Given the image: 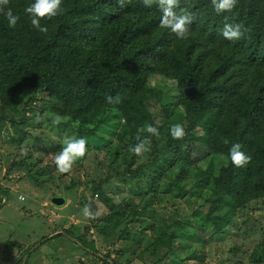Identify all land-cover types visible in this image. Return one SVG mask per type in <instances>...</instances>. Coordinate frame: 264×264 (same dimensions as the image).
Returning <instances> with one entry per match:
<instances>
[{"label":"trees","instance_id":"trees-1","mask_svg":"<svg viewBox=\"0 0 264 264\" xmlns=\"http://www.w3.org/2000/svg\"><path fill=\"white\" fill-rule=\"evenodd\" d=\"M29 2L9 0L7 6L20 15L15 28L7 26L0 12V136L4 133L9 143L23 148L33 138L28 123L49 112L66 119L61 124L76 131V137L108 140V146L118 148L115 154L127 159L143 155L130 151L137 136L146 140L149 151L143 165L152 157L160 169L152 166V175L143 165L136 173L130 166L118 171L123 185L126 178L125 183L136 188L132 179L145 177L151 188L143 191L131 211L127 200L133 202V195L111 204L110 213L117 214L119 220L113 239L118 242L131 237L129 246L118 247L116 253L138 248L146 253L150 249L153 257L158 253L154 249H159L163 252L151 264L203 263L205 250L223 239L246 211L253 213L264 206V0H237L231 11L220 14L213 11L211 0H179L177 11L193 17L189 35L183 40L161 27L157 0L151 5L130 0L124 7L117 0H63L60 14L41 18L48 27L46 33L31 26L24 12ZM225 23H240L247 29L245 36L226 40L221 35ZM154 76L164 83L151 84ZM108 96H119V103H109ZM160 112L166 118L161 120L162 128L165 123L168 129L174 123L183 125L182 138L161 132L160 140L152 141L143 129L151 124L160 133ZM109 123L117 126L114 141L97 132ZM43 135V140H49ZM197 139L206 154L185 156L186 149H193L188 143ZM236 141L251 156L240 168L233 166L227 155ZM92 150L102 153L96 147ZM29 154L27 150L19 160H13L6 173L20 163L40 169L50 166L41 165L39 159L33 162ZM49 154L51 165H55L58 153ZM212 154L224 162L218 167L207 162L206 157ZM107 166L111 169L112 163ZM111 178L113 175L107 174L94 191L104 194L103 185H110ZM163 182L162 193L152 188ZM3 189L7 190L0 186V192ZM198 193L201 202L181 218H175L164 205L168 201L174 206L183 197L190 202ZM89 205L95 213V205ZM262 213L260 220L253 218L252 226L247 227L252 233L263 231L264 210ZM204 219L212 225L210 233L197 231ZM230 250L236 254L239 248L234 244ZM248 260V264H264V241L251 247Z\"/></svg>","mask_w":264,"mask_h":264},{"label":"rangeland","instance_id":"rangeland-1","mask_svg":"<svg viewBox=\"0 0 264 264\" xmlns=\"http://www.w3.org/2000/svg\"><path fill=\"white\" fill-rule=\"evenodd\" d=\"M150 83H164V80L159 76H154L150 79ZM169 83H171L170 80L167 81L168 86L170 85ZM43 114L45 116L36 117L28 123L27 128L33 134V138L24 144L23 148H16L9 143L7 141L8 137L4 133L0 136V186L7 188V190L3 189L0 192L2 193L0 194V250L4 252V256H0V264H7V259H9V264L15 261L16 254H11L9 258L5 259L7 253L16 251L19 257V252L23 256L28 249H36L34 254L38 252L41 254L33 261L34 264H107V262L100 263L98 257L100 254L106 256L109 254L111 256L116 255L115 259L120 264H151V260L159 256L163 252L162 250L154 249L158 253L153 257L150 249L144 253L140 248L135 252L127 250L124 254L117 256L115 248L117 249L121 246V243L124 247H128L131 237H122V240L115 244L117 240L113 239V232L114 226L119 220L117 214L110 213L113 209L111 204L115 206L121 203L122 197L127 195H133L134 197V203L131 199L127 200L128 211H131L132 207L139 204L143 191L146 192L151 188V186L147 185L148 182H146L147 178L145 177L132 179L138 184L136 188L126 184V178L124 179L125 185H123V176L119 175L118 172L126 166H130L132 171L136 173V170L142 169L148 154L143 153L137 159H127L122 155H116L115 152L118 151V148L108 146L110 144L108 140L101 141L96 137L86 135L87 144L84 156L77 158L67 172H60L55 165H51L52 154L47 155V153H59L65 141L68 138L76 137L77 132L71 131L67 125L61 124L66 119L59 117L60 122L54 124L53 121L47 120L46 116L54 120L56 118L55 115L49 112H43ZM162 119L166 120L164 114L160 112L157 118V127H161L160 134L159 136H153L150 133L152 141H159L161 132H169L168 123H165L162 128ZM39 123L40 126L37 127L36 125ZM115 128H117L115 123H109L98 129L97 132H101L106 138L112 137L111 139L114 141L113 131ZM45 133L47 138H49L47 141L43 140L45 138L43 134ZM188 144L193 149H186L183 152L185 156H190L191 158L194 156L195 158L206 154L205 146L198 139ZM95 147L101 149L102 153L92 150ZM27 150L33 162H35V159H39L42 161L41 165L49 164L50 166L40 169L31 163L27 167L20 163V166L16 165L7 174L6 172L10 168L12 161L19 160ZM127 156L129 157L130 154ZM99 160H102L100 165L97 163ZM205 160L207 162L212 161L215 167L224 162L222 157L217 154L207 156ZM109 163H112L111 169L107 166ZM152 166L158 170L160 169V166L156 165L151 157L143 165V170L152 175ZM107 174H112L114 178L110 179V185L107 183L103 185L102 192L104 194L97 193L94 188L98 185L97 183L102 182L101 179L105 178ZM71 182H74V184L67 189L66 186H69ZM164 186L165 182L154 185L152 188L156 192L162 193L165 190ZM189 187L188 185L186 188ZM19 195H22L23 199L19 198ZM62 196L65 200L63 199L61 205H57L53 199L55 197L61 198ZM105 196L110 197V200H107ZM200 196L201 193H198L192 195L190 202H187L183 197L177 199L174 206L168 201L164 202V205L169 212L174 213L175 218H181L183 215L190 214L197 207L198 203L201 202ZM90 202L95 205V213L97 215L92 218L84 217L82 209L86 204L89 205ZM155 205L157 209L160 208L159 204L156 203ZM251 208L253 209L254 207ZM255 209L253 213L246 211L237 225L229 227L228 232L224 234L227 237L224 236L223 239L214 241V244L205 250L207 257L203 263H198L197 261H191L190 263L248 264V255L251 247L264 241V219H261L260 224L263 226V231L258 230L252 233V229L247 228L252 226L253 218L256 217L260 220L263 216L264 206ZM251 215H253L252 218H249ZM48 216L53 218L52 223L48 222ZM240 226L239 231L238 228ZM64 228L67 229L68 234L78 229V232L84 235H81L82 239L77 240V242L71 235L48 236L50 238L47 241L41 240L40 244H37L42 237L53 234L54 230L61 231ZM186 229L192 231V228L188 226H186ZM212 230L210 222L205 219L199 221L198 233L206 231L210 233ZM138 234L141 235V233ZM86 236L87 239L84 241ZM9 240L10 243L14 242L15 246L10 244ZM89 240L94 243L96 254L84 252H93L87 248L90 244ZM234 244H237V248H239L236 254L230 250ZM61 245L65 247L59 248ZM57 258L58 260H56ZM29 263L31 261L27 262V264Z\"/></svg>","mask_w":264,"mask_h":264},{"label":"clouds","instance_id":"clouds-1","mask_svg":"<svg viewBox=\"0 0 264 264\" xmlns=\"http://www.w3.org/2000/svg\"><path fill=\"white\" fill-rule=\"evenodd\" d=\"M117 2L120 7H124L130 2V0H117ZM152 2L153 0H144L145 5H151ZM211 2L213 11L220 14L231 11L236 5L237 0H211ZM8 4L9 0H0V12L3 13L4 18L7 21V26L9 28H15L17 22L20 20V15L18 13H14L13 9L7 6ZM62 4L63 0H30L24 9V12L27 14L30 24L34 29L41 33H46L48 31V27L47 25L41 23V18H51L60 14L63 11ZM157 4L161 13L159 21L161 27L174 33L177 39H186L189 35L188 26L193 18L191 13L177 11L179 0H157ZM246 32L247 29L240 23H225L223 25L221 35L228 41H235L244 37ZM106 100L109 103H119V96H108L106 97ZM59 122V117H56L53 120L54 124ZM143 130L151 133L153 136H159L160 134L159 130L151 124L146 125ZM169 134L174 139L182 138L184 136L183 125L181 123L172 124L169 127ZM137 140L138 142L130 148L132 153L140 155L149 151V145L146 143V140H140L139 136H137ZM225 143H228V141L225 140ZM86 144L87 139L83 136L71 137L65 141L64 146L55 156V165L60 172H67L77 158L84 156ZM227 155L230 163L237 168L246 166L251 160V156L243 150L242 144L239 141L231 143ZM20 198L23 199L22 196ZM61 198L65 200L64 197ZM82 214L84 217L88 218H92L97 215V213L90 210V206L87 204L83 207ZM119 241H121V239ZM89 242L90 244L93 243L91 240H89ZM116 243L118 242H115V244ZM89 248L90 246L88 249ZM92 251V254H96L94 250ZM98 257L109 259V256L101 254L98 255ZM115 264H118L116 259Z\"/></svg>","mask_w":264,"mask_h":264},{"label":"crops","instance_id":"crops-1","mask_svg":"<svg viewBox=\"0 0 264 264\" xmlns=\"http://www.w3.org/2000/svg\"><path fill=\"white\" fill-rule=\"evenodd\" d=\"M22 195H19L18 197L20 198ZM23 197V196H22ZM5 200V199H4ZM47 220H48V222H51L52 223V220H53V218H51V217H47ZM67 229L66 228H64L63 230H61V231H55L54 230V233L53 234H48V235H46V236H44V237H42L38 242H37V244L39 245L40 244V241L42 240V241H46L47 239H49L50 237H48V236H54V235H60V234H64V235H71L74 239H75V241L77 242V237H80L81 239H82V237H81V235L82 234H80L79 232H78V229H76V231H72L71 233H69L68 234V232L66 231ZM84 233H85V231H84ZM84 235V234H83ZM86 239H87V236L85 237V241H86ZM9 243H10V240L8 241ZM10 244H12V245H14L15 246V243L14 242H11ZM89 246H87V248H88ZM92 247V248H91ZM36 248V247H35ZM34 248V249H35ZM91 248V249H90ZM90 250H94L95 251V247H94V243H92L91 244V246H90ZM33 250V249H32ZM31 249L29 250L28 249V251L27 252H25L24 253V255L22 256L21 255V253L19 252V254H20V256L18 257L17 256V254H18V252H14V253H7L6 254V258L5 259H7V258H9L10 256H11V254H16V259H15V261L12 263V264H27V262H29V261H31V263H29V264H34V260L37 258V256L39 257L41 254H40V252H38V253H36V254H34V252H35V250H33L32 251ZM87 252V251H86ZM89 252V251H88ZM116 252V251H115ZM89 254H92L91 252H89ZM0 256H4V252L3 251H1L0 250ZM109 256V259H103V258H101V257H99V260H100V263H103V262H107V263H109L108 261H110V264H115V256L116 255H113V256H111V254H109L108 255ZM117 256H120V254L119 253H117ZM8 260V262H7V264H9V259H7ZM118 264H120L119 262H118Z\"/></svg>","mask_w":264,"mask_h":264},{"label":"water","instance_id":"water-1","mask_svg":"<svg viewBox=\"0 0 264 264\" xmlns=\"http://www.w3.org/2000/svg\"><path fill=\"white\" fill-rule=\"evenodd\" d=\"M53 201H54L57 205H61L63 199L60 198V197H55V198L53 199Z\"/></svg>","mask_w":264,"mask_h":264}]
</instances>
